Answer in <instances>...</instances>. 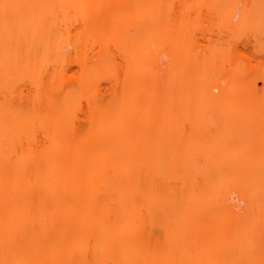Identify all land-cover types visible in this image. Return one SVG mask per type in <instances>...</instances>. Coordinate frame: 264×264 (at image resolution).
Masks as SVG:
<instances>
[{"label": "bare ground", "instance_id": "6f19581e", "mask_svg": "<svg viewBox=\"0 0 264 264\" xmlns=\"http://www.w3.org/2000/svg\"><path fill=\"white\" fill-rule=\"evenodd\" d=\"M0 264H264V0H0Z\"/></svg>", "mask_w": 264, "mask_h": 264}]
</instances>
